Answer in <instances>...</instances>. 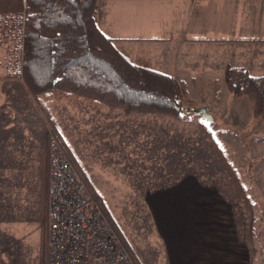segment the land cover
Segmentation results:
<instances>
[{
    "label": "crops",
    "instance_id": "1",
    "mask_svg": "<svg viewBox=\"0 0 264 264\" xmlns=\"http://www.w3.org/2000/svg\"><path fill=\"white\" fill-rule=\"evenodd\" d=\"M8 21L13 20L0 18V24ZM96 23L133 63L162 74L223 76L231 67L264 75V0H98ZM16 40V65L0 66V264H46V164L49 132H55L51 114L54 107L67 105L62 102L68 97L28 92L20 74L19 33ZM125 131L119 138L129 137ZM151 135L160 137L154 132L147 134L149 140ZM59 138L68 148L60 132ZM97 139L92 144L102 143ZM153 144L136 149L135 158L147 159L145 151ZM102 152L96 148L92 156L99 159ZM125 153L118 160L117 153L105 157L109 165L133 161V152ZM148 153L156 162L155 153ZM70 156L90 184L80 159ZM159 184L143 202L150 206L165 264H251L233 207L217 189L193 174L173 175Z\"/></svg>",
    "mask_w": 264,
    "mask_h": 264
},
{
    "label": "rangeland",
    "instance_id": "2",
    "mask_svg": "<svg viewBox=\"0 0 264 264\" xmlns=\"http://www.w3.org/2000/svg\"><path fill=\"white\" fill-rule=\"evenodd\" d=\"M18 30L14 21L0 24L1 67L16 65ZM174 77L182 79L194 103L191 108L208 107L212 123L190 112L191 108L180 120L150 115H126L130 117L124 119L120 110L110 111L104 105L68 97L62 102L67 105L52 110L55 132L50 131L49 138H55L64 153L80 159L89 177V195L95 194L104 203L132 253L129 256L137 263H166L150 206L143 202L145 193L173 175L176 179L193 174L209 188L217 189L233 207L238 234L250 251L251 264H264V121L253 116L247 96L229 93L224 75ZM123 131L129 134L126 139L119 138ZM59 132L66 138L68 148L61 143ZM154 132L160 137L151 135L154 139L149 140L147 134ZM94 137L102 139V143L92 144ZM150 142L154 144L145 151L147 159L145 155L135 158V151ZM96 148L104 151L100 160L98 155L92 156ZM148 151L155 153L156 162H152ZM125 152H133V161L109 165V157L105 156L117 153L118 160L126 158L120 157ZM142 158L146 162H141ZM237 183L244 188L245 198Z\"/></svg>",
    "mask_w": 264,
    "mask_h": 264
},
{
    "label": "trees",
    "instance_id": "3",
    "mask_svg": "<svg viewBox=\"0 0 264 264\" xmlns=\"http://www.w3.org/2000/svg\"><path fill=\"white\" fill-rule=\"evenodd\" d=\"M97 7L98 0H0V18L12 19L19 28L20 74L28 92L34 97L61 93L125 115L182 119L194 104L183 81L135 64L119 52L97 26ZM224 83L233 96H247L253 116L264 121V75L228 67ZM65 155L89 191L70 154ZM237 186L245 198L244 188ZM91 197L132 256L104 203L93 193Z\"/></svg>",
    "mask_w": 264,
    "mask_h": 264
},
{
    "label": "built area",
    "instance_id": "4",
    "mask_svg": "<svg viewBox=\"0 0 264 264\" xmlns=\"http://www.w3.org/2000/svg\"><path fill=\"white\" fill-rule=\"evenodd\" d=\"M46 264H134L74 166L50 137Z\"/></svg>",
    "mask_w": 264,
    "mask_h": 264
},
{
    "label": "water",
    "instance_id": "5",
    "mask_svg": "<svg viewBox=\"0 0 264 264\" xmlns=\"http://www.w3.org/2000/svg\"><path fill=\"white\" fill-rule=\"evenodd\" d=\"M190 112L200 116L202 120H205L209 123H212L214 120L212 115L208 111V107H198V108L193 107L190 109Z\"/></svg>",
    "mask_w": 264,
    "mask_h": 264
}]
</instances>
